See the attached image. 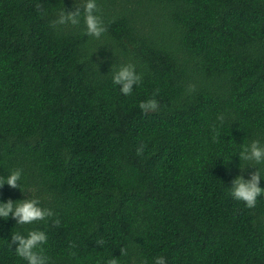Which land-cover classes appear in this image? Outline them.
<instances>
[{
	"label": "trees",
	"instance_id": "trees-1",
	"mask_svg": "<svg viewBox=\"0 0 264 264\" xmlns=\"http://www.w3.org/2000/svg\"><path fill=\"white\" fill-rule=\"evenodd\" d=\"M85 2L0 0V180L21 170L0 202L53 212L0 217V264H27L10 243L31 230L47 264H264V194L231 195L257 168L264 188V163L239 157L264 145V0H96L99 38ZM128 64L141 81L124 95Z\"/></svg>",
	"mask_w": 264,
	"mask_h": 264
},
{
	"label": "clouds",
	"instance_id": "clouds-1",
	"mask_svg": "<svg viewBox=\"0 0 264 264\" xmlns=\"http://www.w3.org/2000/svg\"><path fill=\"white\" fill-rule=\"evenodd\" d=\"M84 5V20L86 24L87 34L99 38L106 28L103 25L102 18L97 15L99 11L96 0H86ZM43 15L42 5L37 4ZM80 10L77 7L75 12H65L63 10L59 14L58 20L53 22L56 24L73 25L79 23ZM141 76L135 72L134 65L128 64L120 67L119 71L113 76V83L121 85V93L130 95L133 90V85L139 84ZM194 89V86H191ZM140 109L147 114L149 111L158 109V102L153 98L143 101L139 105ZM138 154L143 152V147L137 149ZM240 159L247 161H254L255 164L264 163V145H261L259 140H253L250 145L244 146L243 150L239 153ZM243 170V169H242ZM262 175L260 169L257 168L251 174V178L245 180L242 175H238L232 182L231 195L234 199L243 201L247 208H254L256 206L257 198L264 194V188L259 186ZM21 178V170H14L6 180H0V187L7 183L12 188H20L17 183ZM20 203H14L12 200L7 202H0V217L7 219L10 215L16 219L17 224H31L35 221L45 220L47 217L53 215L52 210L42 208L39 205V198L32 196L31 198L20 200ZM58 225L59 221H55ZM47 235L43 231L31 230L27 236L19 232L12 234L10 246L16 245V254L27 261V264H47L48 258L43 255L41 245L46 243ZM39 249V250H38ZM122 254H126L122 250ZM105 264H118L115 257L107 259ZM155 264H166V258L158 256L155 258Z\"/></svg>",
	"mask_w": 264,
	"mask_h": 264
}]
</instances>
